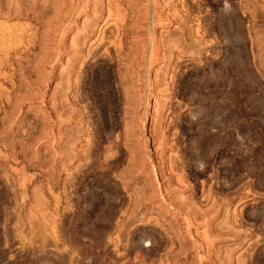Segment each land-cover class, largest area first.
I'll use <instances>...</instances> for the list:
<instances>
[{
	"label": "rangeland",
	"instance_id": "obj_1",
	"mask_svg": "<svg viewBox=\"0 0 264 264\" xmlns=\"http://www.w3.org/2000/svg\"><path fill=\"white\" fill-rule=\"evenodd\" d=\"M0 264H264V0H0Z\"/></svg>",
	"mask_w": 264,
	"mask_h": 264
},
{
	"label": "bare ground",
	"instance_id": "obj_2",
	"mask_svg": "<svg viewBox=\"0 0 264 264\" xmlns=\"http://www.w3.org/2000/svg\"><path fill=\"white\" fill-rule=\"evenodd\" d=\"M150 1V0H149ZM74 7H75V5H74ZM245 7V6H244ZM109 10V9H108ZM112 10V9H111ZM102 11V10H101ZM71 13V12H70ZM68 14V13H67ZM100 16V15H99ZM98 16V17H99ZM51 17V16H50ZM110 17V16H109ZM246 17V16H245ZM121 18V17H120ZM84 24V23H83ZM106 31V30H105ZM199 33V32H198ZM128 36V35H127ZM174 42V41H173ZM148 45V44H147ZM166 48V47H165ZM85 75V74H84ZM66 102V101H65ZM179 168V167H178ZM182 169V168H181ZM71 184V183H70ZM136 256V255H135Z\"/></svg>",
	"mask_w": 264,
	"mask_h": 264
}]
</instances>
